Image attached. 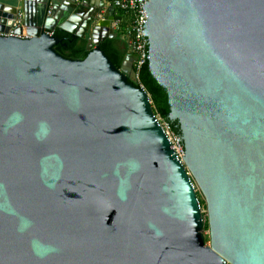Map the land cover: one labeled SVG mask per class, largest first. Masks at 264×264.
I'll return each instance as SVG.
<instances>
[{"label":"water","instance_id":"water-1","mask_svg":"<svg viewBox=\"0 0 264 264\" xmlns=\"http://www.w3.org/2000/svg\"><path fill=\"white\" fill-rule=\"evenodd\" d=\"M91 2L0 0V264H264V0L145 2L183 158Z\"/></svg>","mask_w":264,"mask_h":264},{"label":"trees","instance_id":"trees-1","mask_svg":"<svg viewBox=\"0 0 264 264\" xmlns=\"http://www.w3.org/2000/svg\"><path fill=\"white\" fill-rule=\"evenodd\" d=\"M113 13L119 17L124 15V12L117 8H113ZM117 33V38H108L106 41L102 42L100 46L106 51L108 56L117 65V67L120 68L125 61L126 55L128 54V42L127 39L123 37L121 32ZM54 34L63 39L62 43H59L55 46V49L60 54L74 59L86 58L89 53V50L87 49V38L73 37L72 34L62 29L54 30ZM140 80L151 95L152 105L155 113L163 121L170 123L173 131L182 137V132L178 122L171 120L169 117L170 108L168 102V92L152 75L149 68V61L143 66L141 70ZM136 85L139 86L138 83H136Z\"/></svg>","mask_w":264,"mask_h":264},{"label":"built area","instance_id":"built-area-1","mask_svg":"<svg viewBox=\"0 0 264 264\" xmlns=\"http://www.w3.org/2000/svg\"><path fill=\"white\" fill-rule=\"evenodd\" d=\"M76 1L81 2L82 0ZM146 1L148 0H104L102 11L99 14V17L102 19L108 11L110 12L109 14L115 16L114 20L111 21V26L115 32H121L123 37L127 39L128 53L136 55L132 66L135 73V81L142 88H145V86L141 83L140 73L146 58L147 45V39L145 38V33L143 31V25L145 24L144 20L148 19L144 9ZM113 8L122 10L124 15L122 17L116 16L113 13ZM49 14H51V11H49ZM21 23L22 15L20 14L19 18L14 22L13 28L19 27ZM1 33L3 32H0V34ZM48 33L54 35V31H48ZM3 34L9 35L10 33ZM161 123L169 136L173 149L180 158H183L185 156V152L178 140L180 136L174 133L168 122L162 120Z\"/></svg>","mask_w":264,"mask_h":264},{"label":"rangeland","instance_id":"rangeland-1","mask_svg":"<svg viewBox=\"0 0 264 264\" xmlns=\"http://www.w3.org/2000/svg\"><path fill=\"white\" fill-rule=\"evenodd\" d=\"M159 117V116H158ZM160 121H162V119L159 117ZM197 193L201 202V206L203 209V215H204V236H205V240L206 243L208 245H211V236H210V228L209 226V222H208V207H207V201L205 198V195L203 194V192L201 191V189L197 186Z\"/></svg>","mask_w":264,"mask_h":264},{"label":"crops","instance_id":"crops-1","mask_svg":"<svg viewBox=\"0 0 264 264\" xmlns=\"http://www.w3.org/2000/svg\"><path fill=\"white\" fill-rule=\"evenodd\" d=\"M57 1L62 2L64 0H57ZM99 2H100V0H92L91 5H90V8L94 9V7H97V4H99Z\"/></svg>","mask_w":264,"mask_h":264},{"label":"flooded vegetation","instance_id":"flooded-vegetation-1","mask_svg":"<svg viewBox=\"0 0 264 264\" xmlns=\"http://www.w3.org/2000/svg\"><path fill=\"white\" fill-rule=\"evenodd\" d=\"M106 41V40H105ZM102 42H104V41H102Z\"/></svg>","mask_w":264,"mask_h":264}]
</instances>
